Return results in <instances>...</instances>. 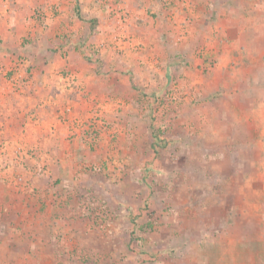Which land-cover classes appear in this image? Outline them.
<instances>
[{
	"label": "rangeland",
	"instance_id": "374dc122",
	"mask_svg": "<svg viewBox=\"0 0 264 264\" xmlns=\"http://www.w3.org/2000/svg\"><path fill=\"white\" fill-rule=\"evenodd\" d=\"M127 4L116 0L110 15L128 18ZM174 7L146 14L172 23ZM202 13L190 15V38L168 26L149 45L108 41L114 73L85 85L87 117L62 108L70 126L57 145L22 137L16 166L0 156V264H264V57L243 58L253 67L230 86L206 41L228 13L206 26ZM95 20L80 42L104 64ZM249 25L262 38L241 44L264 48V24ZM16 27L0 22V32ZM18 45L0 33V50ZM132 47L148 58L124 72ZM25 60L5 75L18 66L29 75Z\"/></svg>",
	"mask_w": 264,
	"mask_h": 264
},
{
	"label": "crops",
	"instance_id": "0c3cea01",
	"mask_svg": "<svg viewBox=\"0 0 264 264\" xmlns=\"http://www.w3.org/2000/svg\"><path fill=\"white\" fill-rule=\"evenodd\" d=\"M126 2L128 4L125 5L127 9L124 13H128L129 16L121 19L109 13L110 10L116 12L118 8L116 0L109 3L107 0L1 1V24L17 27L5 28L0 33L20 44L14 50L10 47L0 50V63L4 68L0 74V156L1 161L5 159L7 167L12 168L19 162L16 154L27 146V144L23 146L22 137L32 140L34 145L43 147L46 138L57 145L59 140L66 136L70 123L62 121L64 108L67 107V110L71 111V107H78L80 119L87 117L83 107L90 102L82 94L85 85L97 77L107 81L109 75L114 73L110 70L108 72V69L114 67L112 59H115L114 50L108 41L119 44L124 38H128L134 41L131 43L133 46L140 42L149 45L147 41L154 42L167 37L168 26L175 28L173 35L175 34L178 39L190 38L196 35V32L192 33L194 22L190 15H200L199 13L203 14L204 11L203 22L206 26L216 21L218 19L216 12L222 10V13H228V17H221L215 37L210 36V40L206 41L209 42L211 53L220 58L223 71L229 74V85L236 82L238 84L234 83L235 86H241L245 68L253 67V61H244L243 58L264 57V48L257 47L254 42L249 47L241 44V41H256L262 38L253 35L257 28L248 26L251 22L264 24L262 19L264 12L255 0H126ZM172 5L175 6L173 10L178 12L172 23L169 18L170 21L163 20L164 16L161 20L160 17L152 18L146 14V10L151 8L153 9L151 11L166 15ZM106 7L108 14L105 11ZM9 9L14 10L13 13H9ZM182 11L184 15L189 16H183ZM208 11L210 12L207 13ZM19 12L22 13L20 16ZM232 16H237V21L241 23L232 21ZM92 18L96 19V25L91 37L99 40L103 47L101 53L104 64L89 62L85 56L90 55L92 46L87 45L89 47L87 49L86 45L82 46L80 42L86 30L90 29L89 20ZM229 33L230 35H226ZM24 37H29L31 43L24 44ZM124 45L126 48L125 42ZM135 50H137L135 47L134 49L132 47L131 51L126 50L124 53L126 58L119 59L124 62L121 68L124 72L126 69H140L144 59L148 58L147 54L141 56V52ZM23 58H27L25 65L30 64L33 67L24 81L14 83L11 80L12 73L8 76L5 74L17 60ZM98 66L100 71H96ZM235 68H239L237 72H234ZM248 76L249 82H253L250 74ZM257 81H260L259 77ZM94 98L99 100L97 97Z\"/></svg>",
	"mask_w": 264,
	"mask_h": 264
},
{
	"label": "built area",
	"instance_id": "2783aa9c",
	"mask_svg": "<svg viewBox=\"0 0 264 264\" xmlns=\"http://www.w3.org/2000/svg\"><path fill=\"white\" fill-rule=\"evenodd\" d=\"M26 73V70H24V68L22 67H20V66H18L16 69H15V73H14V75L11 77V80H12V82H16V81H19V79H20V77H22V78H27V75L25 74ZM23 75H26V76H23Z\"/></svg>",
	"mask_w": 264,
	"mask_h": 264
}]
</instances>
